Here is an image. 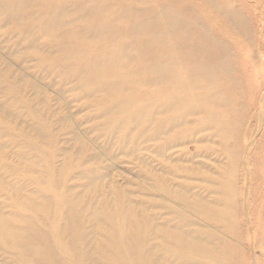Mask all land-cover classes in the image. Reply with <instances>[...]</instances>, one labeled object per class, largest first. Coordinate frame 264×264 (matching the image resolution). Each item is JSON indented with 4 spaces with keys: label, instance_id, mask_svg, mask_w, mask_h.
Returning a JSON list of instances; mask_svg holds the SVG:
<instances>
[{
    "label": "rangeland",
    "instance_id": "obj_1",
    "mask_svg": "<svg viewBox=\"0 0 264 264\" xmlns=\"http://www.w3.org/2000/svg\"><path fill=\"white\" fill-rule=\"evenodd\" d=\"M186 1L200 19L223 37L238 67H246L243 107L239 111L246 116L245 124L236 128L230 143L219 137L209 140V126L198 133L201 136L198 140L210 141L216 152L193 150L194 143H187V154L179 145L170 149L168 146L166 151H159L160 155L155 153L156 143L149 135L139 143L132 144V135L122 142L120 131L110 120L111 111L100 105V93L88 91L77 72L70 71L64 76L69 69L59 71L62 65L57 55L52 68L47 63L41 64L42 60H49L50 47L26 26L10 31L0 23V72L7 79L0 82V213L9 217L16 198L36 195L40 189L43 202L35 201L43 205L50 202L52 209L46 211V205L42 210L28 209L27 225H38L40 233L49 237L58 257H83L81 242L87 241L85 264L93 263L89 258H101L100 243L104 259L108 260H99L97 264H117L105 244L110 224L104 220L103 227L97 230L99 224L92 217L93 212L102 210L103 198L114 199L116 203L117 196L121 204L112 210L119 219L121 210L133 213L135 209L158 216L161 223L170 218L171 228L181 227V223L174 222L178 214L187 225L193 221L203 225L210 220L211 234L229 242L221 251L227 252L223 258L227 257L229 264H264V0H232L250 23L251 38H244L241 32L219 21V13L206 0ZM31 40L42 48V58L31 49ZM25 134L30 139L35 134L33 143L40 149L43 145L45 157L25 143ZM216 167L230 172L224 178L218 177ZM179 169L186 173H180ZM154 172L163 175L167 185L157 182V177L155 181ZM228 178L230 203L217 219L213 212L207 213L209 218L201 209L196 210L197 202L183 201L177 196L178 192L187 191L200 200L201 207H205V200L218 204L220 201L215 200L220 199L221 186L227 185ZM56 194H63L67 208L75 204L76 211L64 212L59 205L57 211ZM179 204L185 212L173 209ZM70 222L74 223L75 231ZM52 225L64 226L62 240L54 237ZM66 226H70V233ZM72 236L76 238L73 250L78 249L79 254L65 255L61 248L56 249V242H67ZM7 240L6 236H0V264L15 256L14 249L3 243Z\"/></svg>",
    "mask_w": 264,
    "mask_h": 264
},
{
    "label": "bare ground",
    "instance_id": "obj_2",
    "mask_svg": "<svg viewBox=\"0 0 264 264\" xmlns=\"http://www.w3.org/2000/svg\"><path fill=\"white\" fill-rule=\"evenodd\" d=\"M206 1L219 13V21L241 32L244 38L252 37L250 23L232 0ZM0 23L10 31L26 26L50 47L47 62L38 58L41 64L47 63L52 68L57 55L62 65L59 71L69 69L64 76L70 71L77 72L88 91L100 93V105L111 111L110 120L120 131L122 142L132 135V144L139 143L149 135L156 143L155 153L160 155L159 151H166L168 146L170 149L179 145L187 154V143H194L193 150L216 152L209 145L210 141L198 140L201 129L209 126V140L219 137L230 143L236 128L245 124L246 116L239 111L243 107L241 96L246 67H238L223 37L200 19L186 0H0ZM30 46L43 57L42 48L35 41L31 40ZM2 79L7 80L0 72V82ZM23 138L25 143L33 145L39 156L45 157L43 145L40 149L33 143L35 134L31 139L27 134ZM216 171L221 173L217 176L223 178L230 172L228 169V173H224L218 167ZM156 177L157 182L167 185L163 175L154 172L155 181ZM225 183L227 185L221 186L220 199L215 200L220 201L218 204L205 200V207H201L200 200L187 191L178 192L177 196L183 201L197 202L196 210L201 209L206 214L213 212L217 219L230 203L229 178ZM62 196L55 195L56 208L59 205L64 212L76 211L73 203L67 208ZM35 199L43 202L40 189L36 195L16 198L14 212L9 217L0 213V236L8 238L3 243L14 249L12 255L15 254L4 264H85L87 241L81 242L83 257H58L49 237L40 233L38 225H27L28 209L42 210L47 202L43 205ZM115 200L116 203L114 199L103 198L102 210L92 214L99 224L97 230L103 227L104 220L110 224L105 244L116 257L115 263L229 264L228 258H223L227 252H221L229 242L211 234L210 220L203 225L196 221L187 225L178 214L174 222L181 223V227L171 228L168 227L170 218L161 223L158 216L135 209L133 213L120 209L119 219L112 209L121 201L117 196ZM45 208L50 211L51 203ZM173 209L179 210L177 213L185 212L180 204ZM70 226L74 230L73 222ZM70 226L65 227L69 233ZM51 228L54 237L62 240L64 226L52 225ZM75 240L72 236L67 242H56V249L61 248L65 255L79 254L78 249L73 250ZM99 246L101 258H89L92 264L108 260L104 259V247L101 243Z\"/></svg>",
    "mask_w": 264,
    "mask_h": 264
},
{
    "label": "crops",
    "instance_id": "obj_3",
    "mask_svg": "<svg viewBox=\"0 0 264 264\" xmlns=\"http://www.w3.org/2000/svg\"><path fill=\"white\" fill-rule=\"evenodd\" d=\"M251 20L253 21L254 19H253V18H251Z\"/></svg>",
    "mask_w": 264,
    "mask_h": 264
}]
</instances>
